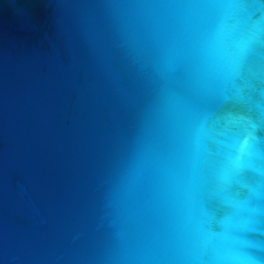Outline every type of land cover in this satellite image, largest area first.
Masks as SVG:
<instances>
[{"label":"water","instance_id":"95a60500","mask_svg":"<svg viewBox=\"0 0 264 264\" xmlns=\"http://www.w3.org/2000/svg\"><path fill=\"white\" fill-rule=\"evenodd\" d=\"M0 264H264V0H0Z\"/></svg>","mask_w":264,"mask_h":264},{"label":"clouds","instance_id":"9594fccd","mask_svg":"<svg viewBox=\"0 0 264 264\" xmlns=\"http://www.w3.org/2000/svg\"><path fill=\"white\" fill-rule=\"evenodd\" d=\"M191 226H192L193 235H195V218L194 217L192 218Z\"/></svg>","mask_w":264,"mask_h":264}]
</instances>
